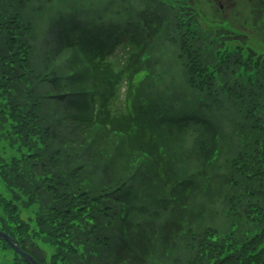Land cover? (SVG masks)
I'll return each instance as SVG.
<instances>
[{
    "label": "trees",
    "instance_id": "1",
    "mask_svg": "<svg viewBox=\"0 0 264 264\" xmlns=\"http://www.w3.org/2000/svg\"><path fill=\"white\" fill-rule=\"evenodd\" d=\"M87 1L0 0V140L14 152L0 156V231L37 264H147L157 237L160 255L167 257L190 236L187 264H264V50L248 34L221 26L219 39L218 32H209L207 47L213 50L201 51L189 22L198 19L194 11L183 0H166L182 18L172 33L190 38L181 48L192 61L182 65L189 87L199 92L198 107L222 112L218 105L229 103L231 113L243 118L234 125L237 152L226 175L223 226L218 234H191L185 226L193 217L196 175L173 180L157 138L127 107H116L120 85H131L142 56L148 61L141 36L125 25L98 53L74 49L82 41L77 24L64 43L42 38L44 27H58L67 8L79 15ZM249 13L247 32L264 36V0H251ZM161 24L160 17L143 21L154 38ZM118 47H127L128 57L115 70L111 59ZM89 65L101 91L83 77ZM87 94L95 102L90 118ZM173 122L178 133L198 125L210 140L209 146L199 142L200 157L205 163L218 159L211 118L190 115ZM125 185L143 186L147 204L121 205L125 215H113L114 192ZM136 194L123 193L130 202L138 201ZM164 213L169 218L158 232L156 221ZM131 214L147 220L134 229L126 217ZM0 246L10 251L4 242ZM0 264L28 263L13 253L11 262Z\"/></svg>",
    "mask_w": 264,
    "mask_h": 264
},
{
    "label": "rangeland",
    "instance_id": "2",
    "mask_svg": "<svg viewBox=\"0 0 264 264\" xmlns=\"http://www.w3.org/2000/svg\"><path fill=\"white\" fill-rule=\"evenodd\" d=\"M183 1L186 7L193 10L195 16L198 17L197 21L190 20L189 22L195 27L194 35L197 37L196 41L201 47V51H204L205 48H208V51L213 50L207 47L208 42L212 41L209 32H218L216 39H219L223 36L219 32L221 26L225 31L230 29L236 34H248L253 43L264 50L262 33H250L246 29L250 23L249 2L251 0ZM67 3L72 4L71 1ZM169 5L166 0H161L160 3L155 0H90L83 4V12H79V17L73 6L67 8L65 12L73 19L78 18L79 24L83 26V36L90 37L91 41L97 38L96 31L101 26L114 29L115 27L120 28L125 23H128V29L134 30V33L141 36L140 39L145 42L148 48L147 52H150L148 61L140 65V70L145 72L136 75L131 81V85L125 83L120 85L116 107L119 109L118 111L127 107L132 116L142 121L147 133L157 138L165 156L166 168H169L174 174L170 176L173 180L192 178L196 175L193 180L198 190L190 206L193 217L186 224L185 229L190 228L191 234L195 233L200 236L204 235L207 230L218 234L217 231H220L224 221L220 212L229 204L228 201L223 200L226 175L234 159L233 155L237 152L233 134L234 125L240 124L243 118L237 113H231L229 103L218 105L222 108V112L215 109L210 112L198 107V101L195 102V99L199 92L189 87L185 67L182 65L192 61L189 58H187L189 60L186 59V54L181 48L182 44L183 46L189 44L190 38L188 36L181 38V33L180 35L172 33L174 29L172 26L182 18L175 16L177 11L169 8ZM157 17H160L162 24L159 35L154 38L153 34L146 32L142 22L145 19L154 21ZM185 20L186 23L189 19ZM52 28L54 29L53 33ZM58 28L55 25L44 27L46 31L44 30L42 38H49L55 42L56 38L58 39ZM161 30L163 31L161 32ZM117 34L118 32L114 31L110 37L114 39ZM199 38H202L203 41H199ZM89 41L86 40V43ZM122 42H127V40L123 39ZM43 45L47 44L43 43ZM127 50V47L117 48L111 59L115 70L126 63ZM257 78L260 77L257 76ZM89 82L93 83V80L90 79ZM94 83L97 85L96 79H94ZM97 90L101 91L100 85ZM248 100L251 101V99ZM260 104L263 105L262 110H264V97ZM232 110H235V106ZM190 115L196 116V118L208 116L213 120L214 128L218 133V138L215 141L218 148V159L214 158L211 162L205 163L200 157L199 142L204 140V143L209 146L210 140L209 136L204 134L195 123H190L187 128L178 133L173 121L179 120L181 117L185 119ZM0 156L4 158L14 156V152L7 147L3 140H0ZM136 165L139 167V164ZM234 178L237 179V177ZM203 186L206 187L204 194L201 190ZM134 190L137 192L138 201L131 200L130 202L128 196H124L123 193L125 191L131 193ZM146 194L147 191L141 185H136L132 189L125 185L121 191L114 192L112 199L116 203L110 205L113 215L117 214L121 217L125 215L126 210L119 208L121 205L128 207L129 205L147 204L144 199ZM126 217L134 229L147 220L137 214L126 215ZM168 218L166 213L160 215V219L156 221L158 232ZM121 231L123 236L125 232L122 227L120 229L118 226L117 233H121ZM191 238L192 236L182 238L179 240L181 242H177L178 247L174 252L167 257H161L160 238L157 237L151 248L147 264H187L189 259L188 242ZM12 257V252L2 250L0 246V261L9 263Z\"/></svg>",
    "mask_w": 264,
    "mask_h": 264
},
{
    "label": "water",
    "instance_id": "3",
    "mask_svg": "<svg viewBox=\"0 0 264 264\" xmlns=\"http://www.w3.org/2000/svg\"><path fill=\"white\" fill-rule=\"evenodd\" d=\"M0 240L7 243L10 249L17 255L22 257L29 264H36V262L27 254H25L12 240L4 233L0 232Z\"/></svg>",
    "mask_w": 264,
    "mask_h": 264
}]
</instances>
